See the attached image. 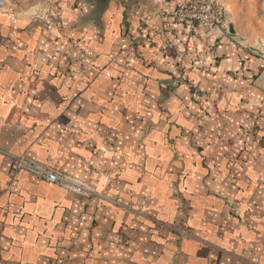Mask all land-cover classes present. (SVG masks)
Wrapping results in <instances>:
<instances>
[{
	"label": "crops",
	"instance_id": "1",
	"mask_svg": "<svg viewBox=\"0 0 264 264\" xmlns=\"http://www.w3.org/2000/svg\"><path fill=\"white\" fill-rule=\"evenodd\" d=\"M179 1L0 7V264H264V60Z\"/></svg>",
	"mask_w": 264,
	"mask_h": 264
},
{
	"label": "built area",
	"instance_id": "2",
	"mask_svg": "<svg viewBox=\"0 0 264 264\" xmlns=\"http://www.w3.org/2000/svg\"><path fill=\"white\" fill-rule=\"evenodd\" d=\"M4 4L5 0H0V7ZM172 18L175 23L183 25L190 34L197 33L200 29L212 31L226 26L225 9L215 0H181L175 6ZM15 163L18 169L27 170L42 179L58 183L79 195L92 196L96 194L86 183L32 158L16 157Z\"/></svg>",
	"mask_w": 264,
	"mask_h": 264
},
{
	"label": "rangeland",
	"instance_id": "3",
	"mask_svg": "<svg viewBox=\"0 0 264 264\" xmlns=\"http://www.w3.org/2000/svg\"><path fill=\"white\" fill-rule=\"evenodd\" d=\"M226 12V26L216 29H223L230 32V24L233 25L235 36L243 43L246 52L254 57L264 60V0H215ZM215 30V29H214ZM203 31L210 35L213 31L200 29L195 36ZM251 46L254 49H251ZM259 115L258 117H261ZM263 117V116H262ZM261 142H264V124L258 125Z\"/></svg>",
	"mask_w": 264,
	"mask_h": 264
},
{
	"label": "water",
	"instance_id": "4",
	"mask_svg": "<svg viewBox=\"0 0 264 264\" xmlns=\"http://www.w3.org/2000/svg\"><path fill=\"white\" fill-rule=\"evenodd\" d=\"M230 32L235 33V30L232 24H230ZM251 49H254V48L251 46Z\"/></svg>",
	"mask_w": 264,
	"mask_h": 264
}]
</instances>
